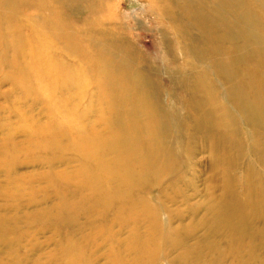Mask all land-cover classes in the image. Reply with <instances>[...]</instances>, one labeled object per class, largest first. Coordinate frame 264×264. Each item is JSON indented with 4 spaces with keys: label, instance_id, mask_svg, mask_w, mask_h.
I'll return each mask as SVG.
<instances>
[{
    "label": "rangeland",
    "instance_id": "obj_1",
    "mask_svg": "<svg viewBox=\"0 0 264 264\" xmlns=\"http://www.w3.org/2000/svg\"><path fill=\"white\" fill-rule=\"evenodd\" d=\"M46 1L53 11L38 24L63 19L79 35L70 44L41 31L45 68L28 95L2 70L0 108L14 110L0 116L14 143L31 126L24 114L38 124L53 116L63 147L23 155L17 147L5 159L14 169H0V264H264V0ZM66 110L89 111L82 132ZM149 146L158 162H134L138 149L146 162ZM92 147L98 157L88 156ZM40 154L53 156L50 168L23 162ZM99 162L110 164L103 196L81 171L90 177ZM169 165L173 174L148 185ZM125 183L133 193H118Z\"/></svg>",
    "mask_w": 264,
    "mask_h": 264
},
{
    "label": "bare ground",
    "instance_id": "obj_2",
    "mask_svg": "<svg viewBox=\"0 0 264 264\" xmlns=\"http://www.w3.org/2000/svg\"><path fill=\"white\" fill-rule=\"evenodd\" d=\"M195 1V0H194ZM202 1V0H201ZM220 1V0H218ZM224 1V0H223ZM204 2V1H203ZM228 2V1H226ZM239 3V2H238ZM245 3V2H244ZM264 3V2H263ZM196 3L194 2L193 5H195ZM219 4V2H218ZM228 4V3H227ZM216 5V4H215ZM239 5V4H238ZM238 5H235V6H238ZM23 6L22 10L23 12H28V8L30 6H33L31 9H30V12L33 11L35 8H37L32 14L30 15H27V16H24V14H20L19 11H18V8ZM218 6V5H217ZM221 6V5H220ZM219 7V6H218ZM224 7V6H223ZM230 7V6H229ZM233 7V5H232ZM53 8H54V4L53 3H50L49 1H46V0H42L41 3L39 4V0H0V73H2V70L7 67L8 69H11L12 70V74L14 75H11L12 78L15 80V84H16V87L20 86L23 90V92L25 94L28 95V93L30 92V88L31 89H34L35 86L39 85V80L41 79V69H44L45 66L43 65L42 62H40V60H42V56L44 55L45 56V52L43 51V41H42V38L43 36L41 35V31L44 32L45 31H50L55 37H58L60 39H65L67 40L68 43H70L73 39V38H77L79 34H76L72 31V29L70 28L71 26L68 24V23H64L62 22L63 19H59L57 22L55 23H51V22H45L43 25H39L38 22L40 21V12H42L44 15H50V13L53 11ZM239 8V7H238ZM232 9V8H231ZM245 9H243L244 11ZM201 11V10H200ZM224 11V10H223ZM247 11V10H246ZM205 12V11H204ZM204 12H203V15H204ZM248 12V11H247ZM46 13V14H45ZM198 13V12H197ZM207 13V12H206ZM242 13V11L240 12ZM249 13V12H248ZM227 14V13H226ZM244 14V13H243ZM238 15V14H236ZM250 15V14H249ZM248 15V17H249ZM256 15V14H255ZM29 16V17H28ZM208 16H209V12H208ZM218 16V15H217ZM240 16V15H239ZM245 16V15H243ZM34 17H36V19H33ZM195 17V16H194ZM223 17V16H222ZM241 17V16H240ZM239 17V18H240ZM247 17V18H248ZM200 18V17H199ZM214 18V17H213ZM212 16H211V19H213ZM224 18V17H223ZM250 18V17H249ZM28 19H29V22H28ZM195 19V18H194ZM243 19V18H242ZM67 20V19H66ZM197 20V19H196ZM195 20V22H196ZM214 20H217L216 18ZM221 20V19H220ZM246 20V19H245ZM255 20H257V18H255ZM204 21V20H203ZM223 21V20H222ZM231 21V20H230ZM62 22V23H61ZM212 22V21H211ZM210 22V23H211ZM218 22V21H217ZM239 22V21H237ZM242 22V21H241ZM29 23H33L32 25L29 24ZM205 23H208L205 22ZM243 23V22H242ZM260 23V21H259ZM225 24V23H224ZM240 24V23H239ZM211 25V24H210ZM209 25V26H210ZM254 24H252L253 26ZM29 27V28H26ZM235 26V25H234ZM227 27V26H226ZM257 27V26H255ZM206 28V27H205ZM242 28V27H241ZM240 28V29H241ZM248 28V27H247ZM259 28H260V25H259ZM259 28H255L256 30H258ZM264 28V27H263ZM29 30L28 34L27 35H24V30ZM254 30V29H253ZM58 31V33H57ZM248 31V30H247ZM259 32V31H258ZM261 33V32H260ZM248 34V33H247ZM256 34V31L255 33ZM237 35V34H236ZM246 35V34H245ZM257 35V34H256ZM262 37V35H261ZM75 38V39H76ZM256 38V37H254ZM259 38V37H258ZM101 40V39H100ZM101 42V41H100ZM194 43V42H193ZM71 44V43H70ZM100 44V43H99ZM10 46H13L11 47V49L13 50L12 54L11 55H8L10 52H11V49H10ZM40 46V47H39ZM106 46V45H105ZM227 46V45H226ZM251 46V45H250ZM262 46V45H261ZM74 47V46H73ZM72 47V49H73ZM10 49V51H8ZM76 49V48H75ZM228 50V48H227ZM80 51V50H78ZM84 51V50H83ZM82 51V52H83ZM231 51V49H230ZM114 52V51H113ZM216 52V51H215ZM116 53V52H115ZM238 53V52H237ZM17 54H18V58H17ZM84 58L85 55L84 53L82 54ZM219 55V54H218ZM222 55V54H221ZM241 55V54H240ZM43 56V57H44ZM27 57H30V60L29 61L28 59H26ZM226 57V56H225ZM228 57V56H227ZM50 58V57H49ZM56 59V58H55ZM226 60V59H225ZM232 60V59H231ZM230 60V61H231ZM85 61V59L83 60ZM82 61V62H83ZM114 61V60H113ZM220 61V59H219ZM227 61V60H226ZM29 62H31V64L29 65ZM264 62V61H263ZM79 63L80 60H79ZM121 64V62H120ZM119 64V65H120ZM222 64V62H221ZM224 64V63H223ZM227 64V63H225ZM104 65V63H103ZM114 65V64H113ZM118 65V66H119ZM122 65V64H121ZM127 65V64H125ZM117 66V65H116ZM115 66V68H116ZM228 66L230 67L229 65V62H228ZM31 67L34 68V70L36 71H33L31 72V78H29V75H30V69ZM103 67V66H102ZM120 67V66H119ZM124 67V66H123ZM78 68V67H77ZM232 68V67H231ZM63 71H66V67L64 66L63 67ZM111 69V68H110ZM117 69V68H116ZM125 69V68H124ZM123 69V71H124ZM222 69V68H221ZM83 70V68H82ZM101 70V69H100ZM112 70V69H111ZM225 70V69H224ZM67 72V71H66ZM117 72V71H116ZM120 73V72H119ZM118 73V74H119ZM221 73V72H220ZM44 74V73H43ZM60 76V75H59ZM63 77H66L67 78V82L65 81V83H68V84H71V81L72 80V76H67V74ZM49 78L51 80L54 79V76H51L49 75ZM101 78V76H100ZM121 78H123L121 76ZM98 80V79H97ZM118 80V79H117ZM122 80V79H121ZM107 84H109V79L107 81ZM125 84V83H124ZM234 84V83H232ZM231 84V85H232ZM120 87V86H119ZM227 87V86H226ZM236 87V86H234ZM247 87V86H246ZM239 89V87H237ZM264 88V87H263ZM226 89V88H225ZM231 89V88H230ZM243 90V89H242ZM259 90V89H258ZM240 91V90H239ZM242 93V92H241ZM241 95V94H239ZM240 99V98H239ZM236 101V100H235ZM240 101V100H239ZM237 102V101H236ZM248 104V103H247ZM246 105V104H245ZM258 106V105H257ZM261 106V105H260ZM32 107V106H31ZM58 106H43L42 107V110L45 109V108H57ZM77 107V106H76ZM197 107V106H196ZM130 108V107H129ZM132 108V107H131ZM143 108H146V107H143ZM198 108V107H197ZM200 108V107H199ZM198 108V109H199ZM255 108V107H254ZM263 108V107H262ZM8 109L11 110V112L13 113V110H14V106H10L8 107ZM197 109V110H198ZM133 110V108H132ZM139 110V109H138ZM143 110V109H141ZM140 110V112H141ZM145 110V109H144ZM45 111V110H44ZM78 111V110H77ZM150 111V110H149ZM203 111V110H200V112ZM249 111V110H248ZM4 112H7L8 115L11 114L10 111L8 110H5L3 108H0V113H4ZM42 112V111H41ZM79 112V111H78ZM143 112V111H142ZM200 112H197L200 113ZM27 113V115H31V113H28V112H25ZM134 113V112H133ZM202 113H205V111H203ZM201 113V114H202ZM211 113V111H210ZM25 115V118L27 120H31V126L30 125H26L24 128V134L22 135L24 137V141L22 142H17V143H14V140L12 139H15L16 137V130L12 129L10 127V123H5V117L2 115V117L0 116V133H3L6 129V132L3 133V136L4 138L2 140H0V169H3L5 170L7 173L5 174L6 176H10V174L12 173V170L14 169L13 168V164H9L8 160L5 161V159L9 158V156H11L12 154L14 153H18V150H17V147H24L22 148L21 152L19 153L20 155H23V153H29L30 151L32 152L31 148H34L35 152L36 153H42L44 151H50V152H53L56 151V150H60L63 145H62V141H61V138H62V134L61 132L63 131L60 127H57L58 125V120L51 116V119H52V123L49 122V123H45V124H38V122H35V118H33V116L31 115V119L29 117ZM141 115V114H140ZM160 115V113H159ZM205 115V114H204ZM209 115V114H208ZM65 116H67V122H70L72 123L74 126H79L78 128L77 127H74V132L75 134L76 133H79V132H82L86 126L83 124V120H87L89 118V111L87 110H84V111H81L79 116L77 115H72L70 113L69 110H66L65 111ZM252 116V115H251ZM195 117V116H194ZM204 117V116H203ZM81 118V119H80ZM145 118V117H144ZM202 118V117H201ZM206 118V117H205ZM49 119H50V116H49ZM188 119V118H187ZM197 119V118H196ZM200 119L198 118V120L196 122H200L199 121ZM203 121V120H202ZM219 121V120H218ZM263 123V122H262ZM164 124V123H163ZM162 124V126H163ZM201 124V123H200ZM222 124V123H221ZM160 125V124H159ZM194 125V124H193ZM198 125V124H197ZM195 126V125H194ZM204 126V125H203ZM165 127V126H164ZM201 127V126H200ZM8 129V130H7ZM10 129V130H9ZM95 129V128H93ZM164 129V128H163ZM150 130V128H149ZM162 130V129H161ZM206 130V129H205ZM23 132V131H22ZM142 132V131H141ZM165 132V130H164ZM165 134V133H164ZM165 136V135H164ZM218 136V134H217ZM216 136V137H217ZM223 136V135H221ZM132 137V136H131ZM144 137V136H143ZM160 137V136H159ZM127 138V137H126ZM133 138V137H132ZM146 138V137H145ZM144 138V139H145ZM167 138V137H165ZM215 138V137H214ZM213 137H210V143L211 145L209 144V146H212L214 147V144H216V141ZM229 138V137H228ZM233 138V137H232ZM123 139V138H122ZM151 139V138H150ZM218 139V141L221 139L219 138H216ZM234 139V138H233ZM227 140V139H226ZM146 141V139H145ZM223 141V140H222ZM222 141H219L220 143ZM260 141V140H258ZM237 142V140H236ZM218 143V142H217ZM79 144H81V147L82 145H85V141L84 140H79ZM151 145V143H150ZM152 145H154V143L152 142ZM160 146H164V140H162L160 143H159ZM221 145V144H220ZM129 146V145H128ZM208 146V147H209ZM188 147V146H187ZM212 147H209V149H211ZM216 147V146H215ZM227 147V146H225ZM56 148H59V149H56ZM136 148V147H135ZM147 148H150V151H151V156L146 160V162L144 161V157H143V153L140 149H138L139 151V155L136 154V158L134 160V162H141V164L143 165H149L151 164L152 162H155L161 158L163 155H158V154H155L152 150V146H149ZM161 150L163 149L162 147H160ZM56 149V150H55ZM166 149V148H164ZM169 149V148H168ZM188 149V148H186ZM77 150H80L79 147L77 148ZM91 150V147L89 148V151ZM95 149L92 147V151H91V154L88 155L90 157H98L97 153L94 151ZM172 150V148H171ZM213 150V148H212ZM216 150V149H215ZM214 150V151H215ZM229 150V149H228ZM85 151H88V149H85ZM137 151V152H138ZM168 151V150H167ZM166 151V152H167ZM213 151V152H214ZM133 150H130V155L132 154ZM135 152V151H134ZM188 152V150L186 151V153ZM225 152V150L223 151ZM212 153V151L210 152ZM18 154V155H19ZM30 154V153H29ZM46 154V153H45ZM49 154V153H48ZM162 154V153H161ZM171 154V153H170ZM226 154V153H225ZM25 155V154H24ZM105 155V154H104ZM126 155V154H125ZM169 155V154H168ZM215 155V154H214ZM17 156V155H16ZM14 157V156H13ZM37 157V161H40V160H43V162H45L48 166L51 165V161L53 160V156L51 158V160H48L46 159L45 156H34L32 157L31 159L29 157H27V159H25L23 162H27L29 163L28 161H32L33 159H36ZM49 157V156H48ZM134 157V156H133ZM12 158V157H11ZM25 158V157H24ZM29 158V159H28ZM50 158V157H49ZM186 158V157H185ZM184 158V159H185ZM191 158V157H189ZM216 159V161H218V159L220 157H214ZM224 158H227L226 156ZM55 159V158H54ZM125 159L127 160V169H124L122 172L124 174V176L126 178H129L132 176L129 175L130 172L133 173V170L132 168L130 167L131 166V163H132V160H131V156H127L125 157ZM166 159V158H165ZM164 160V159H163ZM11 161V160H9ZM96 161L98 162V158H96ZM221 161V160H220ZM101 162V161H100ZM99 162V165L96 167V170L94 169V173L88 177V174H87V171L85 169H81L82 171V174H84L86 176V182L88 184L89 180L91 183L94 184V192L97 193V195H101V191L103 190V187L101 185V181H102V178H101V175L100 173H106V172H109V169H110V164L107 163V162H102V164H100ZM172 162V160H171ZM178 162V161H177ZM190 162L193 163V161L190 160ZM219 163V162H218ZM218 163H215V164H218ZM221 163V162H220ZM219 163V164H220ZM223 163V161H222ZM15 164V162H14ZM53 164V163H52ZM173 164V163H172ZM195 164V163H194ZM165 165V164H164ZM180 165V164H179ZM185 165V164H184ZM222 165V164H221ZM157 166V165H156ZM183 166V164H182ZM217 166V165H216ZM218 167V166H217ZM221 167V166H220ZM219 167V168H220ZM229 167V166H228ZM50 168V166H49ZM180 169V168H179ZM182 169V168H181ZM122 170V169H121ZM120 170V171H121ZM183 170V169H182ZM174 171V168L173 166H170L165 169H163L162 171H160L159 173H155L157 178L155 180H151V178H149L151 181H148V185H150L151 187L154 186L156 184V182H158V178L159 180L161 179L162 175L166 172L167 173H172ZM157 172V170H156ZM223 172V171H222ZM225 172V171H224ZM149 172L146 173V175L148 174ZM168 174V175H171ZM173 174V173H172ZM190 174V173H189ZM121 175V173L119 172V175L117 176V178L120 180L119 176ZM191 175V174H190ZM224 176V174H223ZM222 176V177H223ZM225 178V177H224ZM227 178V177H226ZM225 178V179H226ZM145 179H148L147 176L145 177ZM184 180V179H183ZM115 181V180H114ZM187 181V180H186ZM14 182V180L12 181ZM65 182V181H64ZM75 182H79V181H75ZM162 182V181H161ZM160 182V183H161ZM189 182V181H188ZM226 182H227V179H226ZM74 183V182H73ZM155 183V184H154ZM159 183V184H160ZM168 184V183H167ZM156 186V185H155ZM154 186V187H155ZM118 193H133L134 191V187L133 188H130L129 185L127 183L124 184L123 188H118L117 189ZM126 195L124 194V197ZM140 199V198H138ZM138 199H135L134 200L137 202ZM141 200V199H140ZM144 200V199H143ZM146 201V200H145ZM237 209V208H236ZM178 211V210H177ZM176 213V212H175ZM180 213V212H179ZM219 214V213H218ZM183 215V213L178 216L179 218H181ZM220 215V214H219ZM175 216V215H174ZM215 216V215H214ZM221 218V216H220ZM219 218V219H220ZM209 226V225H208ZM139 236L136 234V237ZM149 238H147V242H149L148 240ZM152 240V239H151Z\"/></svg>",
    "mask_w": 264,
    "mask_h": 264
}]
</instances>
